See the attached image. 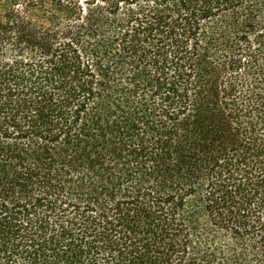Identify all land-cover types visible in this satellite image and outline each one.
Returning <instances> with one entry per match:
<instances>
[{
  "label": "trees",
  "instance_id": "obj_1",
  "mask_svg": "<svg viewBox=\"0 0 264 264\" xmlns=\"http://www.w3.org/2000/svg\"><path fill=\"white\" fill-rule=\"evenodd\" d=\"M2 264H264V0H0Z\"/></svg>",
  "mask_w": 264,
  "mask_h": 264
},
{
  "label": "rangeland",
  "instance_id": "obj_2",
  "mask_svg": "<svg viewBox=\"0 0 264 264\" xmlns=\"http://www.w3.org/2000/svg\"><path fill=\"white\" fill-rule=\"evenodd\" d=\"M0 264H2V263L0 262Z\"/></svg>",
  "mask_w": 264,
  "mask_h": 264
}]
</instances>
